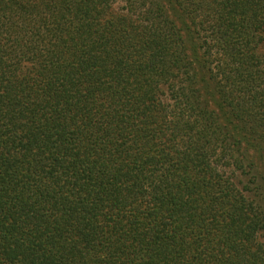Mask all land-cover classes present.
I'll list each match as a JSON object with an SVG mask.
<instances>
[{
    "label": "trees",
    "instance_id": "16d2710c",
    "mask_svg": "<svg viewBox=\"0 0 264 264\" xmlns=\"http://www.w3.org/2000/svg\"><path fill=\"white\" fill-rule=\"evenodd\" d=\"M0 264H264V0H0Z\"/></svg>",
    "mask_w": 264,
    "mask_h": 264
}]
</instances>
